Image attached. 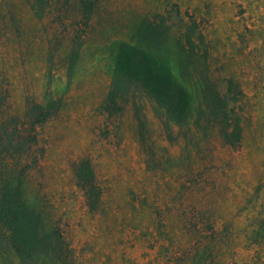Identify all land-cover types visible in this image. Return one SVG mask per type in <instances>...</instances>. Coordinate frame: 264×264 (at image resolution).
I'll use <instances>...</instances> for the list:
<instances>
[{"label": "rangeland", "instance_id": "1", "mask_svg": "<svg viewBox=\"0 0 264 264\" xmlns=\"http://www.w3.org/2000/svg\"><path fill=\"white\" fill-rule=\"evenodd\" d=\"M84 1L0 0V187L22 173L25 201L61 233L59 264H264V0ZM142 20L164 21L159 56L177 83L193 90L200 70L238 94L237 142L201 96L182 126L166 127L139 89L105 105L117 47ZM194 23L203 37L190 45ZM178 39L197 70L178 64ZM49 101L32 124L29 107ZM83 159L91 199L75 174ZM1 242L0 264H19Z\"/></svg>", "mask_w": 264, "mask_h": 264}, {"label": "trees", "instance_id": "2", "mask_svg": "<svg viewBox=\"0 0 264 264\" xmlns=\"http://www.w3.org/2000/svg\"><path fill=\"white\" fill-rule=\"evenodd\" d=\"M81 2L87 6V1ZM164 27V21L155 25L142 20L133 35L134 42L119 43L105 105L119 109L117 99L124 97L129 89H139L150 99L155 113L166 127L173 123L182 126L193 114L195 96H201L209 107V116L219 124L221 136L232 144L237 142L241 135L240 126L235 123L232 131H229L228 127L230 104L237 100L238 94L234 93L232 88L223 94L215 92L213 87L206 83L205 74L197 70L199 62L193 53H186V46L181 39L176 42L178 64L193 67L199 77L197 79L196 76L194 80L191 74V79L196 84L191 91L177 83L167 66L169 53L163 51L167 54L163 59L159 56L165 44ZM196 28L194 23L186 33V41L190 45L193 44L192 35L196 33ZM196 37L203 35L198 31ZM54 108V102L51 101L46 104L35 103L27 110V116L33 118L32 124L42 123ZM12 144H15V140L8 138L7 146ZM20 144L23 142L17 141L19 151L22 150ZM75 174L87 198L91 199L98 194L95 172L88 159H83L77 164ZM21 175L22 173H19L15 179L4 182L0 187V242H6L12 248L19 264H59L55 256L61 248V233L56 228L45 230L39 213L27 204L21 187Z\"/></svg>", "mask_w": 264, "mask_h": 264}]
</instances>
